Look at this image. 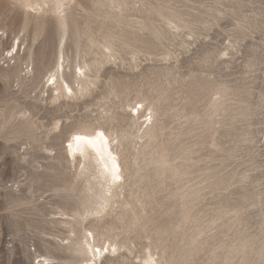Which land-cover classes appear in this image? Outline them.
I'll use <instances>...</instances> for the list:
<instances>
[{
    "label": "rangeland",
    "instance_id": "rangeland-1",
    "mask_svg": "<svg viewBox=\"0 0 264 264\" xmlns=\"http://www.w3.org/2000/svg\"><path fill=\"white\" fill-rule=\"evenodd\" d=\"M50 6L0 0V264H264V0ZM98 127L124 174L100 214L65 149Z\"/></svg>",
    "mask_w": 264,
    "mask_h": 264
},
{
    "label": "bare ground",
    "instance_id": "bare-ground-1",
    "mask_svg": "<svg viewBox=\"0 0 264 264\" xmlns=\"http://www.w3.org/2000/svg\"><path fill=\"white\" fill-rule=\"evenodd\" d=\"M67 1H72V0H20L22 5L26 9H34L35 11L37 10L38 12L40 10L45 11V6L50 5L52 7V10L58 13H62L65 11V5ZM34 11V12H35ZM63 38V37H62ZM65 41V39H64ZM62 43V42H61ZM60 45V44H59ZM62 45V44H61ZM20 48V45L18 42H15L12 46V50L14 51H9L12 52L11 56L13 54H17L18 50ZM61 56V55H60ZM61 60V59H60ZM59 62L58 64V75H65V67H64V62ZM57 74V71L55 72ZM55 74L53 76L52 84L51 86L54 88V91L56 94L54 95L55 98L58 100L60 97H66L69 98L70 93L75 94V88L71 84H69L66 79H63V83L60 82L62 80L60 77L55 78ZM57 75V76H58ZM87 75L83 71V67H79V72L77 71L75 73V78L78 81H83ZM51 80V79H50ZM49 80V82H50ZM83 89V88H81ZM71 90V91H69ZM140 108L143 109L142 107H134L133 110H136L138 120L141 117H145L143 120L142 125H140V129L142 130L144 128L143 134H147L149 130L153 126V120L152 117L148 118L147 115L141 116L140 115ZM144 113V112H143ZM141 113V114H143ZM91 128V127H90ZM102 131L104 132L105 136L107 137V144L105 145L104 141L102 138H96V133ZM142 134V135H143ZM145 134V135H146ZM84 136V137H92L94 138L97 142L94 145H88L85 141H80L76 142L73 137L74 136ZM113 136V135H112ZM144 136V135H143ZM68 145H65V149L67 152L68 158L74 162L79 164V168L82 169V172H87L89 174L90 178H95L97 179V184L100 186V188L97 191V196L98 198L95 199L96 203L99 205L98 208L95 209L96 214H100L106 206L113 200V198L117 195V192L124 183V174H123V167H122V161L121 158L118 154V152L115 150L113 144L115 140L112 139V137L102 128H94V129H79L75 131L72 134V138L68 141ZM71 145V147H69ZM114 157V159H113ZM113 164H118L119 165V171L118 173L116 172L115 168L113 167ZM118 175L120 178L117 180L115 179V176ZM92 189V186H90ZM117 190V191H116ZM116 198V197H115ZM92 211V210H91ZM81 244V243H80ZM85 248L86 252L88 253V258L89 261L92 260L94 262H98V258L100 260L102 259L104 255L105 248L101 247L98 244H93L91 240L85 236L83 239V242L81 244ZM97 249L99 251L97 252ZM110 252V248L108 249ZM45 258V257H44ZM51 259V258H50ZM45 260H48V258H45ZM51 263V262H50ZM144 263L146 264H158L155 259L152 257H146L144 260ZM93 264V263H92Z\"/></svg>",
    "mask_w": 264,
    "mask_h": 264
},
{
    "label": "snow or ice",
    "instance_id": "snow-or-ice-1",
    "mask_svg": "<svg viewBox=\"0 0 264 264\" xmlns=\"http://www.w3.org/2000/svg\"><path fill=\"white\" fill-rule=\"evenodd\" d=\"M14 51V49L12 50ZM11 54V53H9ZM79 71V70H78ZM71 91V90H69ZM137 107H140L139 105ZM96 138H102L105 145L107 144V137L105 136L104 132L102 131H99L96 133ZM73 139L76 141V142H80V141H85L88 145H94L97 141L92 138V137H84V136H80V135H77V136H74ZM69 147H71V145H69ZM114 159V157H113ZM113 167L115 168L116 172L118 173L119 171V165L118 164H113ZM120 177L118 175L115 176V179H119ZM99 251V249H97V252ZM105 251H107V249H105ZM113 252H115V249H113Z\"/></svg>",
    "mask_w": 264,
    "mask_h": 264
}]
</instances>
